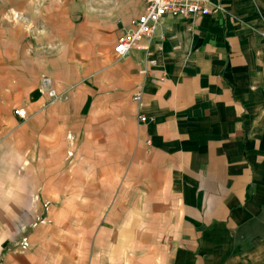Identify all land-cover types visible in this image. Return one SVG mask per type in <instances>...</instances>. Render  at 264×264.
<instances>
[{"label": "crops", "instance_id": "obj_1", "mask_svg": "<svg viewBox=\"0 0 264 264\" xmlns=\"http://www.w3.org/2000/svg\"><path fill=\"white\" fill-rule=\"evenodd\" d=\"M144 2L0 0V264H264V0Z\"/></svg>", "mask_w": 264, "mask_h": 264}, {"label": "built area", "instance_id": "obj_2", "mask_svg": "<svg viewBox=\"0 0 264 264\" xmlns=\"http://www.w3.org/2000/svg\"><path fill=\"white\" fill-rule=\"evenodd\" d=\"M144 8V12L133 20L134 28L130 32L117 37L114 46L116 55H125L138 42L151 37L160 25L161 18L166 14H171L174 17H190L203 16L211 12L221 11L224 13L225 11L215 0H145ZM42 85L45 86L50 103L59 98L58 90L50 77L44 76ZM140 97V92L133 93L132 98L136 101L140 102ZM14 114L21 118L27 117L22 107L15 108ZM145 119V116H140L141 121Z\"/></svg>", "mask_w": 264, "mask_h": 264}]
</instances>
